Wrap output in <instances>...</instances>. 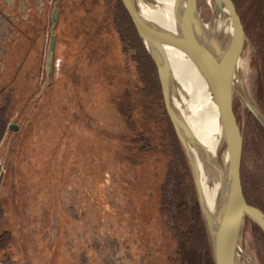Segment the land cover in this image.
<instances>
[{"label":"rangeland","instance_id":"obj_1","mask_svg":"<svg viewBox=\"0 0 264 264\" xmlns=\"http://www.w3.org/2000/svg\"><path fill=\"white\" fill-rule=\"evenodd\" d=\"M233 1L238 75L264 116V0ZM140 41L120 0H0V263L186 264L197 191L166 117L144 109L143 71L158 75ZM234 108L244 193L264 211V127L238 94ZM242 247L264 264L249 217Z\"/></svg>","mask_w":264,"mask_h":264},{"label":"water","instance_id":"obj_2","mask_svg":"<svg viewBox=\"0 0 264 264\" xmlns=\"http://www.w3.org/2000/svg\"><path fill=\"white\" fill-rule=\"evenodd\" d=\"M199 1L181 0L185 19L163 25L145 15L140 0H121L155 64L165 109L191 167L214 263L240 264L246 217L254 220L264 232V211L248 202L243 189L244 139L234 108L237 64L245 43V28L233 0H203L209 10L206 15L199 8ZM54 15L58 18L57 11ZM218 25L228 37L230 63L227 56L217 57L210 47L213 44L210 31ZM173 35L189 38L204 57L206 81L222 139L221 151L213 160L175 100L176 86L167 56L168 38ZM52 44L55 45V40ZM240 97L264 127V116L249 99ZM9 126L18 129L16 124Z\"/></svg>","mask_w":264,"mask_h":264},{"label":"bare ground","instance_id":"obj_3","mask_svg":"<svg viewBox=\"0 0 264 264\" xmlns=\"http://www.w3.org/2000/svg\"><path fill=\"white\" fill-rule=\"evenodd\" d=\"M140 1L145 15L163 25H171L177 19H185L181 0ZM210 32L213 40V44H210V47L213 50V54L217 57L225 55L227 56V61H229L228 37L225 31L218 25L215 30ZM225 50H227L226 54ZM167 56L176 86V103L213 160L215 155L221 151L222 139L214 115L211 91L206 81L204 57L189 38L180 35L169 36ZM240 63L241 56L238 60L237 70H239ZM235 88L237 94L249 99L239 78L238 71L235 79ZM259 113L262 114L260 111ZM239 255L240 263L243 261L245 264H254L243 247Z\"/></svg>","mask_w":264,"mask_h":264},{"label":"trees","instance_id":"obj_4","mask_svg":"<svg viewBox=\"0 0 264 264\" xmlns=\"http://www.w3.org/2000/svg\"><path fill=\"white\" fill-rule=\"evenodd\" d=\"M121 5L123 6L124 10L126 11L128 18L130 19V22L132 23V26L138 36V39L140 41L139 35L136 31V28L134 26V23L130 17V15L128 14L127 10L125 9L123 3L120 0ZM141 43V41H140ZM143 50L145 51L148 59V61L151 62L153 68L156 70L155 64L152 61V59L150 58V56L148 55V53L146 52V50L144 49V46L142 45ZM147 72L148 74V78L147 76L145 77V83H144V88H142V93L144 94V100H143V106L144 109H146L148 116H153L154 119H158V117H161V114L164 115L168 121L169 124V128H170V138H171V143L174 142V144L176 143L177 145H179L184 152L183 146L174 130V127L170 121V118L167 114V111L165 109L164 106V101H163V96L161 93V86H160V82H159V78L157 77V82L158 84L155 83L154 80H152V77L149 76L150 73H148V71H143ZM160 121V120H157ZM197 205V212H198V216L196 218V221L194 222V229H196V232L192 233L188 230L183 231V233L181 234L182 239H185L186 237H188L189 242H190V251L187 253L184 252L183 257L185 258V262L186 264H215L214 263V253H213V249L211 247V245H209V235L207 232V228L204 222V219L202 217L201 211H200V206L198 201L196 202ZM195 234V235H194ZM200 234L202 235L203 239L205 238L206 242H208V248H206L205 246H199L197 239L198 236H200ZM184 236V237H183ZM187 240V239H185ZM187 252V251H186ZM186 256V257H185ZM185 264V263H184Z\"/></svg>","mask_w":264,"mask_h":264}]
</instances>
